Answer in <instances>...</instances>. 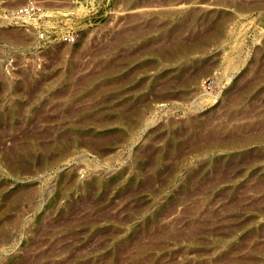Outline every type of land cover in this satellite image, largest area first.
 Listing matches in <instances>:
<instances>
[{"label":"rangeland","instance_id":"1","mask_svg":"<svg viewBox=\"0 0 264 264\" xmlns=\"http://www.w3.org/2000/svg\"><path fill=\"white\" fill-rule=\"evenodd\" d=\"M234 1L0 0V264H264V0ZM193 11L184 40L232 19L167 58Z\"/></svg>","mask_w":264,"mask_h":264},{"label":"bare ground","instance_id":"2","mask_svg":"<svg viewBox=\"0 0 264 264\" xmlns=\"http://www.w3.org/2000/svg\"><path fill=\"white\" fill-rule=\"evenodd\" d=\"M124 1V0H123ZM205 2L208 3H213V4H219V5H230L231 3H233L234 0H203ZM154 2V1H153ZM152 3V2H151ZM234 4L237 5L238 7H245L247 5V3L240 1L236 2L234 1ZM255 4V3H254ZM251 5V4H250ZM135 7L136 5H132L130 7ZM152 6V5H151ZM156 6V5H155ZM129 7V8H130ZM214 13V12H213ZM212 14V13H211ZM198 18V11H193L191 13H188L183 21L181 22L180 25L172 28V29H168V31L165 34V37H168V44L167 46L170 47L173 52L172 55H168L167 58H172L173 56L178 57L179 55H182L183 53H188V52H194L196 50H199L201 48H203L206 43H208L210 40H214V42L216 40H220L222 38V36L225 33L226 30V26H227V22L230 21L232 19V15L230 13H221L219 14L216 18H214L213 16H210V28L207 30L206 33L203 34V38L202 39H197V37L199 36V34L194 35L193 34V38H191V40L188 38V40H184L179 36V33L181 31V29H183V27L186 24H191L194 23V21ZM212 18V19H211ZM208 22V21H207ZM206 23V22H205ZM150 26V25H149ZM141 28V27H140ZM137 31V30H135ZM1 32V31H0ZM128 32V31H127ZM2 33V32H1ZM10 33V32H9ZM182 33V32H181ZM1 35V34H0ZM4 35V33H3ZM17 35V34H16ZM20 35V34H19ZM6 36V35H5ZM13 36V35H11ZM119 36V35H118ZM202 36V35H201ZM8 37V36H7ZM20 37L21 36H18ZM120 37V36H119ZM18 39V38H17ZM20 41V40H19ZM167 43V42H166ZM164 44V43H163ZM165 45V44H164ZM163 45V46H164ZM165 52V51H164ZM108 67V66H107ZM112 69V67H111ZM138 70V69H137ZM136 70V71H137ZM201 70V69H200ZM203 70V69H202ZM134 72V71H133ZM132 74V73H131ZM128 75V74H127ZM126 75V76H127ZM196 75V73H195ZM132 76V75H131ZM185 77V76H184ZM194 75H190V79H194ZM128 78V77H127ZM39 81V80H38ZM118 82V81H117ZM113 84V83H112ZM240 83H238L239 85ZM114 85V84H113ZM103 86V85H102ZM117 86V85H115ZM32 88V87H31ZM106 88V87H105ZM242 89V88H241ZM121 118H124V114L121 112L120 115H118ZM106 122V121H105ZM206 122V121H205ZM100 123V122H99ZM102 123V122H101ZM30 129V128H29ZM33 129V128H32ZM31 130V129H30ZM48 130V129H47ZM29 133V132H28ZM69 133V132H68ZM65 134V133H64ZM218 134V133H217ZM221 135V134H220ZM67 136V135H66ZM65 135L59 136L58 137V142H60V138H64ZM80 135L79 133L76 134L75 138L79 139ZM97 137V136H96ZM108 136H106L107 138ZM210 137V136H209ZM208 137V138H209ZM230 137V136H229ZM41 138V137H40ZM228 138V137H227ZM86 139V138H85ZM105 139V138H104ZM212 139V138H211ZM218 139V138H216ZM35 145V144H33ZM63 147V146H62ZM68 147V146H67ZM66 147H63V150H65ZM217 180V179H216ZM95 183V182H94ZM30 192V190L28 188H21L19 190H16L14 192L11 193V195L9 196V199H19L22 198L26 195H28ZM112 216V215H110ZM105 217V216H104ZM160 233V232H159Z\"/></svg>","mask_w":264,"mask_h":264}]
</instances>
